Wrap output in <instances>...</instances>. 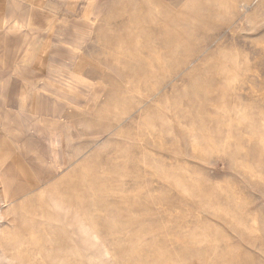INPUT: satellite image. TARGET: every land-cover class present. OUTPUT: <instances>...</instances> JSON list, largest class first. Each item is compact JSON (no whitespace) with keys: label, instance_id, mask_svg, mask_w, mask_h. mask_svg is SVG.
I'll return each instance as SVG.
<instances>
[{"label":"rangeland","instance_id":"rangeland-1","mask_svg":"<svg viewBox=\"0 0 264 264\" xmlns=\"http://www.w3.org/2000/svg\"><path fill=\"white\" fill-rule=\"evenodd\" d=\"M0 264H264V0H0Z\"/></svg>","mask_w":264,"mask_h":264}]
</instances>
